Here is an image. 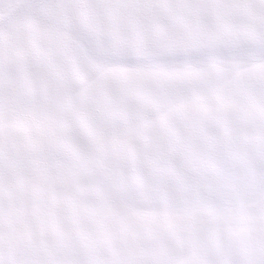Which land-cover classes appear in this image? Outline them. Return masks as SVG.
Masks as SVG:
<instances>
[{
    "label": "rangeland",
    "instance_id": "obj_1",
    "mask_svg": "<svg viewBox=\"0 0 264 264\" xmlns=\"http://www.w3.org/2000/svg\"><path fill=\"white\" fill-rule=\"evenodd\" d=\"M25 3L0 0V94L6 90L12 96L28 95L34 100L37 95L50 98L73 88L84 91L87 98H78L76 115L84 136L80 141L86 145L60 156L56 150H62V146L50 148L31 131L32 127L40 131L44 123L38 122L28 108L24 112L13 102L7 106V115L11 116L0 113V264H258L264 259V174L260 171L259 152L264 136L255 122L250 123L242 140L234 142L235 154L244 165L240 183L213 208L211 226L200 236L187 235L175 243L171 228L183 224L189 227L193 220L183 216L213 199L198 207L169 209L149 203L147 197L131 198L124 192L128 191L125 187L129 186L132 170L140 167L139 161L131 159L126 145L140 150L148 137L124 138L109 130L112 108L101 95L90 97L84 88L96 83V77L86 70L95 65L88 56L60 59L67 68L66 80H75L76 86L52 91L46 82L36 80L42 66L38 58L50 55L57 61L69 29L53 25L40 39L39 24H21L19 20L26 13ZM98 13L84 19L99 25L111 18L110 13ZM70 37L69 48L86 54L83 43ZM20 67L23 71L17 74ZM241 71L264 72V64ZM112 75L122 78L130 73L116 69ZM11 84L16 89L10 90ZM198 99V114L244 112L252 117L260 111L258 104L221 101L210 95ZM4 101V111L0 112L5 113ZM186 110L189 108L167 110L159 104L156 113L138 123L147 127L174 113L181 114L182 122ZM101 181L114 184L129 200L124 216L116 211L112 194L111 209H96V203L85 209L83 195L96 200ZM136 187L143 192L139 184ZM116 213L123 217H115ZM208 220L205 223H210Z\"/></svg>",
    "mask_w": 264,
    "mask_h": 264
},
{
    "label": "snow or ice",
    "instance_id": "obj_2",
    "mask_svg": "<svg viewBox=\"0 0 264 264\" xmlns=\"http://www.w3.org/2000/svg\"><path fill=\"white\" fill-rule=\"evenodd\" d=\"M23 10L43 13L81 39L95 62L86 69L96 77L94 91L112 108L109 130L148 137L140 150L126 145L140 164L129 197L191 208L240 183L244 165L234 142L253 121L264 136V72L241 71L264 64V0H26ZM101 11L111 14L106 24L84 19ZM116 69L130 75L116 78ZM203 95L260 111L199 114L190 124L174 113L147 127L138 123L153 102L171 110ZM259 152L264 174V143Z\"/></svg>",
    "mask_w": 264,
    "mask_h": 264
},
{
    "label": "bare ground",
    "instance_id": "obj_3",
    "mask_svg": "<svg viewBox=\"0 0 264 264\" xmlns=\"http://www.w3.org/2000/svg\"><path fill=\"white\" fill-rule=\"evenodd\" d=\"M35 14H37V12H26L24 16L19 20L21 21V24L23 22H27L29 24H39L41 26V31H42V37H40V39L43 38V34L46 33L51 26L59 25V23L49 22L47 19H45V15L43 13L36 16ZM94 14H97L99 16L98 12ZM106 23H107L106 21H103L100 24H106ZM59 31H63V30L60 28ZM70 36H73V38L75 37L79 41H81V39L75 34V32L69 29V31L66 33L64 37V48L61 51L62 56L58 58V55L55 52H53L54 56L58 58L57 61L50 55H43L38 58L39 60H41L42 66L39 72L37 73L36 80L46 82L50 86V90L52 91H54L55 89L63 90L71 86H76L75 80H71V79L70 81L69 79L66 80L67 77L65 75V72L67 71V68H64V66L60 64V59L66 58L70 55L72 56L85 55L88 56L87 58H89V60H92L86 51H85L86 54L83 53L79 54V52H74L69 48V43L71 42ZM79 50L82 51L81 49ZM20 71H23L22 67H20L16 73L19 74ZM207 75H211V73H208ZM90 79H92V77L89 78V80ZM84 88L88 96L90 97H92L97 93L94 91V86L93 87L84 86ZM9 89L10 90L16 89V85L11 84L9 86ZM78 98H87V95L85 94L84 91L75 88L69 89L62 93L52 95L50 98H47L45 95H37V97L34 100L30 99L28 95L18 96V97L12 96L10 93H8L5 90V94H0V109L3 110L2 109L3 101L5 100L4 104L6 105L5 108L6 112L5 113L0 112V113L5 114V116H11V115H7V106L13 102L16 103V105L20 108V110H23L24 112L28 108L27 111L29 113L33 112L34 116L38 119V122L41 121L44 123V126L41 128L40 131H37L33 127L31 128V131L39 135L43 139L44 143L48 145L50 148L56 149L55 144H59L60 146H62V150H56V151L58 155L64 156L70 153L72 150H75L78 147H84L86 145V143L80 141V139L84 138V136L81 132V125L76 115V112H79V107H80L78 103ZM199 103L200 100L198 98L190 99V100L185 99L178 102L174 106L177 109H183V110L189 108V110L184 111L183 113L184 118L181 123L190 124L193 120H195L199 116L198 112L201 109ZM24 105L27 106L24 108ZM158 105L159 103H155V102L149 104L145 110V118H147L151 114L156 113ZM57 108H60L61 110H58ZM61 111H64L65 113H62ZM100 120L104 122V120L102 119ZM45 187L47 189H50V186L48 184H45ZM128 187L129 186H126L125 188ZM99 191L100 194L96 196V200L88 198L86 194L83 195V200L85 202V209H87L89 205L92 203H96V209L105 206L110 208L111 198L109 195L112 194L115 197V202L118 206V209L116 211L122 214L123 216L125 215V206L129 204V200L127 199V197H125L122 194V192H120V190L114 184L101 181L99 184ZM124 192L126 193L127 191L124 190ZM231 192L232 189L227 188L221 194L216 195L213 198V200L209 202L205 207H202L197 211L187 212L183 216V218L184 219L189 218L193 220V222H191L192 224H189V227H187L186 224H183V226L180 225L181 228L178 229L171 228V233L175 238V243L181 241L182 238L187 235L200 236L204 232L206 227L211 226L212 217H213V208L221 204L222 201L231 194ZM139 197L140 196H137V198ZM131 207L132 209H135L134 203H132ZM105 212L106 211H102L101 214L105 215ZM120 214L118 215L116 213L114 216L118 218L123 217ZM109 217L112 218L113 216L111 215ZM206 219H210L208 220L210 221V223H207V221L205 223ZM17 234L19 233L17 232ZM255 239L257 240V242H259V240L256 237Z\"/></svg>",
    "mask_w": 264,
    "mask_h": 264
}]
</instances>
